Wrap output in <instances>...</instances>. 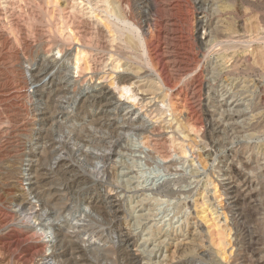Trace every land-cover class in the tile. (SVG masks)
<instances>
[{"label":"rangeland","instance_id":"374dc122","mask_svg":"<svg viewBox=\"0 0 264 264\" xmlns=\"http://www.w3.org/2000/svg\"><path fill=\"white\" fill-rule=\"evenodd\" d=\"M52 1L53 0H0V111L3 112H0L1 114L5 112V115H7L11 112L9 111L10 109H7L10 106L9 103H17L12 98V95L16 92L14 83L19 70L23 67H28L29 64L37 63L41 65L43 58H52L56 55V51L52 49L53 41L61 34L58 33L55 13L52 14L56 7V3L53 4ZM168 1H171V4H178L177 6L180 7L181 10L179 9L176 11L177 14L175 12L173 14L171 13L168 17V19L172 20L176 25L173 22L168 24L169 26L165 30L167 31L166 36L169 37L165 36L161 45L163 50H165L164 53L167 52V56H174L176 59L178 58V60L181 58L180 60H183V63L185 62L184 64L189 62L187 65L193 63L194 57H199L201 64L196 63L192 67L195 68L199 64L205 67H203L205 72L202 74V76H204L201 77L205 87L201 91L200 89L195 91L196 94L200 95V98L203 97L199 100L197 106H199L200 110L203 112V119H205L203 120L205 124L204 128L197 130L195 126L184 117L193 110L192 107H195L193 104L194 101L185 99L186 93L182 90V87L183 89L185 87L183 81L187 79L186 76L189 74L182 76V78H184L180 81V84H182L181 86L179 84L178 89L175 90L176 97H174V100L176 102H174L177 106L174 105V110L168 107L166 99L162 97L163 95L157 88L153 76L146 79H136L140 92L144 93L147 97L150 96L147 101V105L150 104L148 108L155 109L157 103L159 108H164L162 110V114H164L163 120L166 121V119H169L168 123L164 121L167 123L166 127L170 126L172 119L174 121V123H171L173 128L176 122H178V124L176 123L177 126L184 125L181 127L175 126L176 128H174L176 131L179 128L178 132H180L177 134H179L180 137L178 135H174V137L170 136L171 134L173 135V133L166 128L161 132L162 135H165L166 138H164V136L158 135L159 133L157 134V132L155 134L156 136L153 134L144 136L138 132H128L121 134V136L119 132L115 130L102 128L101 126L95 127L93 124L90 125L89 120V123L85 122L86 113L89 111L87 107L79 109V112L77 111L74 118H70L67 114L69 111L66 108L71 99V97L69 98L67 96L71 95L67 93L65 87L62 89L58 87L62 85L61 82L66 76L62 74L67 73L65 69L61 68V71L59 68L57 69L59 72L54 70V73H57L55 88L57 87L58 89L56 90L58 91L54 88L56 92H54L55 95L53 94L52 99H46L48 101L45 99L41 100V104H36V101L27 102L26 105L29 103L30 105H27L26 108L30 111L27 114L31 116V119H35L38 113H41L44 109L52 112L51 114L53 115L51 116L58 118L56 120L50 119L47 122L44 121L37 126L39 130L37 128H27L28 131H25L24 134L22 133V137L20 136L18 138L19 142L22 140L19 144L22 146L24 145L23 149L25 153L27 152V155L30 153L33 155L35 154L34 157H23L22 160L19 159L18 166L20 165L19 167L22 170L29 168L28 174H34L33 178H31V175L26 177L30 179L26 182L24 181V186L29 187L30 183H37L38 187L39 184L43 186L40 185V189L45 188L44 190L47 191L52 188L51 190L57 193L55 194L52 192V198H49V195L45 194L44 190L41 191L44 192L41 195L43 196L40 198L41 201L44 199L48 201H43L46 205L42 202L45 209L43 210L42 207V211L39 212L41 213L40 216L39 213L38 215L33 214L34 212L29 210L30 208H26L27 210L25 209V212L22 211V216H35L33 221L39 224L40 229L48 231L47 228H54L56 238L55 245H58L54 246L55 250L53 247L49 249L51 253L48 251L44 257L40 256L38 258L39 264H136L135 262L137 261L140 264H170L174 263V261L177 262L181 259L186 260L190 257L201 260L203 254L206 255V258L204 257L205 259L201 261L205 262L200 263L199 261L200 264H264V0H260V18L258 13V16H253L255 13L248 9L245 11V14H236L233 5L237 4V0H207L208 4L210 3L209 5H200L203 6L205 10L207 9L206 15L210 20V29H200L194 32L190 26L186 25L188 20L187 17L190 14L185 11L184 6L186 4V7L190 4L194 6L195 0H187V2L186 0H180L182 2L179 0H173L174 2L172 0ZM55 2H57L58 6L64 5V0H55ZM198 4L199 1L196 3L197 8ZM200 5L199 7H201ZM197 13L201 14L202 10H199ZM64 16H67V14L65 13ZM257 18L260 19H258L260 22L257 21ZM240 21H242V28L238 27ZM87 25H85V23L83 26L81 25L82 29H85L84 31L81 29V33L84 32L82 34L88 36L87 38L89 39L92 27L90 28V26ZM84 26L87 27L83 28ZM171 26L175 29L173 27L171 28ZM243 26L246 30H249V32L246 31ZM258 26L260 27L259 29H257ZM256 29L257 32L255 33ZM170 31L172 33H170ZM193 33L196 34V36H193ZM223 34H228L230 37H225ZM232 34H235V36H232ZM247 34H249V38L246 36ZM242 35L245 36V39L243 38L242 43L238 45V47H240L238 49L230 48V51L226 52L225 50L220 51L219 47H215L220 43L216 38L222 41L223 39L225 40V38L228 40ZM254 35H256V37ZM221 36H223V39ZM257 37L260 39V42L257 41ZM88 39L87 43H92L91 45L94 46V42ZM167 40L169 41L167 42ZM191 40L194 41L191 42ZM254 40L256 43H253ZM165 41L167 44L164 43ZM195 41L199 43L197 46H195ZM244 41L248 42L247 44L245 43L246 46L243 43ZM191 43H194V45L191 46ZM258 43L260 44L259 46H257ZM101 44H104L103 41H101ZM213 44L215 48H213ZM102 45H100L101 47H96V44L94 47L97 48V50L95 51L96 54L93 52L92 62H94V58L99 59L107 52ZM200 47L202 48L200 49ZM211 48L214 50H211ZM202 49H210L211 54L209 53L208 60H205V58L202 59L200 53L203 52ZM136 54L138 57L141 54L140 61L145 63L142 50L138 49ZM97 55H99V58ZM248 56L251 58L248 59ZM244 57L246 59H244ZM201 59L204 60L206 64ZM20 60L24 61L22 62ZM123 62V65L126 66V61ZM127 64V67L133 71L139 68L141 63L138 65L136 64L137 67L131 63ZM132 66H134V68ZM133 72L139 76L141 74L140 69H137V72ZM258 73L260 74L258 75ZM105 77H108L105 81L106 83L112 80L111 76L108 74L105 75ZM57 78H59L60 81ZM143 81H145V83ZM152 86L154 87L152 88ZM146 88L148 89L146 90ZM10 90L12 91L10 92ZM158 90L160 94L157 92ZM178 90H181V93H179ZM58 95L64 100L61 101ZM140 95L143 97L141 93L138 94L139 97ZM116 97L122 100V102L127 101V95H121L119 91H116ZM139 97L138 99H141V97ZM7 100L9 102H7ZM261 102H263L262 105L260 104ZM37 103H40V101ZM199 103L203 104L200 106ZM54 104H56V107H54ZM21 105L22 104L17 103L16 106L18 107ZM164 105L166 107H164ZM29 106L30 108L34 107L30 109ZM175 107H178L180 110ZM199 107H196V109ZM49 108H52L54 113ZM5 109L7 111H5ZM58 109H60V111H65L64 113H58ZM169 109L179 111H175V114ZM180 111H183L181 114L182 117ZM35 112H37L36 115ZM32 114H34L35 117ZM5 115L3 116L5 117ZM170 115L172 116L170 117ZM61 118L63 122H60ZM160 119L162 120V118L158 116L155 117L153 121L159 120L158 122H160ZM184 121L187 122L188 126H185L186 123ZM4 126H7L6 121ZM180 128H182V130ZM30 130L34 133L30 132ZM207 130L213 131V133L215 130L214 139L212 141L213 144H210L208 147L203 144L201 145L199 142L201 134L204 132L208 133ZM184 136H187V138ZM147 137L149 138L146 139ZM183 137L186 139L185 143L182 141L184 140ZM170 138L175 142L171 141ZM193 138L197 141H192ZM175 139L179 140L176 141ZM170 142H172L173 145H175L176 142L177 144L173 146ZM184 144L186 145L184 146ZM41 149L44 150V155H41L43 154L40 153ZM112 150H115L114 153ZM207 154H209L210 158ZM197 155L203 156L202 159L204 164L201 163L199 165V163H196L197 160L194 158L197 157ZM149 156L151 157L149 158ZM36 161L39 163H37L38 165H36ZM0 164V167L2 166L0 168V173L2 171V173H6L7 170L5 169L7 165L5 163ZM40 166H42L41 169ZM3 167L5 171L1 170ZM44 167L45 170H43ZM36 171L38 172V176L40 173V179L37 176V178L35 177V175H37ZM34 179H37V181ZM212 180H214L213 183ZM215 181H217V189H214L216 186ZM167 183L172 185L173 189L176 191L175 194L171 196L157 194L156 191ZM43 184L47 186L45 187ZM206 186L208 188L211 187L210 190ZM1 187L3 186L0 185V193L3 191ZM215 192L218 194H214ZM225 192H227L229 196H225ZM44 195L48 197L46 198ZM2 196L1 194L0 198L3 200L4 196ZM108 196L111 199L108 200L109 203L104 201L108 199ZM105 197L107 198L105 199ZM1 199L0 209H3L2 207L7 204L8 199L6 198V202H2L3 205L1 204ZM87 201L94 204L87 203ZM218 204L222 206L220 207ZM87 206H91L93 211ZM15 209L17 210L18 208L16 207ZM222 212H227L226 215L227 218L230 219V222L229 220L228 222L232 228L231 231L226 230L224 227L225 216ZM197 214L204 218L197 216ZM239 214L240 217H238ZM237 221L239 222L238 224ZM234 223L235 225H233ZM211 226L213 227L211 228ZM218 226L221 229H219ZM236 227L238 228L236 229ZM215 228L218 231L223 229L222 232L226 235L229 234V237L226 239V235H223L221 231H219V236V232L217 231V233L216 230H213ZM71 229L73 230L71 231ZM67 230H70V232ZM238 230L242 232L240 247L246 248L250 246L251 249L253 248V251L247 250L241 252L237 247L231 249V246L236 244V235H234V233ZM56 232L59 233L56 235ZM71 232H73V234ZM212 232L215 236L212 235ZM6 233L7 232L4 234ZM75 233H78V235ZM68 234L74 238H71V236L69 237ZM64 235L65 237H63ZM128 236H133V245L131 247L132 254L126 251V247L122 243ZM120 237L125 239L122 240ZM192 238H194V242H192ZM210 238H212L213 244ZM118 239L121 243L117 242ZM220 239L223 240L221 245L224 242L223 244L227 246L226 248L220 245ZM228 242H230L231 245H229ZM116 243L119 244V246ZM21 244H23L22 247ZM29 244L30 243L27 242L16 244L15 242V245L9 246L12 249L2 246V248L5 249L0 248V264H8V261L9 263L11 261L13 263ZM6 248L8 250H6ZM75 248L79 249L82 254L80 255L79 251H75ZM81 249L83 250L81 251ZM64 251L68 252L65 253ZM230 252H232V255L229 254ZM240 252L241 256L237 257V254ZM74 254H79V256H75ZM197 255H201V257L198 259V257H196ZM222 255L224 256L222 257ZM133 256L138 259L136 261L133 260ZM71 257H74V259L72 260ZM236 259L238 261H236ZM195 264H198V261Z\"/></svg>","mask_w":264,"mask_h":264},{"label":"bare ground","instance_id":"6f19581e","mask_svg":"<svg viewBox=\"0 0 264 264\" xmlns=\"http://www.w3.org/2000/svg\"><path fill=\"white\" fill-rule=\"evenodd\" d=\"M48 1H51V0H48ZM53 1H52V3L53 4L56 3V7L53 10L52 14L55 13L54 15H55V17L57 19L58 33L61 34V35H59L60 37L58 36L57 39L55 41H53L52 49H53V51H56V55L53 56L52 58H49V57L43 58V59L41 58L42 59L41 65H39L37 63L36 64H29V66L27 65L28 67L21 68V70H19V73L17 72L18 76H16V80H15V83H14L15 85L13 84L15 86L16 92L13 93V95H12L13 97L12 98L18 104L20 103L22 105L17 107L16 106L17 103L12 101L13 104L9 103L10 106L7 108V109H10L9 111L12 112V113L9 112L10 115H9V113L7 115H5V112H4V114H1L3 112L0 111L1 112L0 113V163H5L7 165V167L5 169V170H7V172L6 173H2L3 172L2 171L0 173V185L3 186V187H1V188H3V191L0 193V195L2 194L4 196L3 200L0 198L1 199V204H2L3 201L6 202V198L8 199L7 204L6 205L4 204L6 207L4 206L5 207L4 208V207L1 206L3 209H0V218H3V219H0V248H2V246H6L8 248L9 246L15 245V242H16V244L17 243L19 244L21 242L30 243L28 246H26V248L24 249V251L22 252L21 255L17 254L19 256L17 257V259H15V261H13V263L11 261L10 262L11 264H39L38 263V258L40 256L44 257L45 254H47L46 252H48L49 249H52L51 247H53L54 250H55L54 246L58 245V244L55 245L56 238H55L54 228H47L48 231H45L44 229H40L39 228V224H37L36 221L35 222L33 221L35 216H31V215L30 216H24V215L22 216V211H24L26 208L27 209L30 208L29 210H32L34 212L33 214H37L38 215V213L42 211V207H43V210L45 209L43 204H42V202L45 199L43 201H41V199H40L41 197H43V196H41L42 193L45 192V194L49 195V198L50 197L52 198V194L51 193L54 192V191L51 190L52 188L51 189L48 188L49 190H47V191L44 190L45 188H43V189L41 188L40 189L39 187H40L41 184H39V187H38L37 183H30L29 187L28 186L27 187L24 186V184H23L24 181L26 182V181H28L30 179V178H26V177L30 176L31 174L30 175L28 174V172H29L28 169L29 168H27L26 170H22L19 167L20 165L18 166L19 159L22 160L23 157L24 158L25 157H34V155H35V154L33 155L31 153L29 155H27V152L25 153L24 149H23L24 145L22 146L21 144H19L22 140L19 142L18 138L22 135V133L24 134L25 131H28L27 128H34L35 129V128H37V126H39L44 121L47 122L50 119L56 120L58 118V117L56 118V117L51 116V115H53V114H51L52 112L48 111L47 109H44L41 113H38V115L36 117H35V115L37 114V112H35V115L32 114V115H34L35 119H31V116L29 115L30 116L29 117L28 114H27L30 111H28L29 109L26 108L27 105H30V103L26 105L27 102H30V101H34L35 102L36 101L35 102L36 104H41V100H44V99L45 100L46 99L51 100L52 97H53L54 92L58 91V90H56L58 88L57 87L55 88V81H56L57 73H54V70L59 72L57 69L61 68V69H65V71L67 73V74H62L64 76L65 75L66 76H65L64 80L61 82L62 85L58 86V87H60L61 89L63 87H65L66 89L65 88L64 89L67 90V93H69L71 95V96H67L66 95L69 98L71 97L70 103L68 104V107L66 108L69 111L67 114L69 115L70 118L73 119L74 116L77 114V111L79 109H81L83 107H87L89 109V111L86 113V121L85 122H87V123L90 122V125L93 124V125H95V127L101 126L102 128L115 130L116 132H119V135L125 134V133H128V132H138L139 134L141 133V134H143L145 136L147 134L155 135L156 132H157V134L159 133L158 135H161L162 137L164 136V138H166V137H165V135H162L161 132L164 131V129H166V128H168L169 131L171 133H173V135L171 133H170L171 135L170 134H168V135H170L172 137H174V135L175 136L178 135L180 137V135L177 134V133L180 132V131L178 132L179 128H178L177 131L174 130V128H176L175 126H177L176 123L178 124V122L175 123V126L173 128L171 126V123L172 122L174 123V121L172 119V122L169 121L170 122V126L166 127V124L168 123L169 119L168 120L166 119L167 123H165L166 121L163 120V115L164 114H162L163 113L162 110L164 108L163 109L159 108L158 107V103H157V106L155 107V109H152V108L149 109L148 108V106L150 104L147 105V101H148V98L150 96L147 97L146 95H144V93L140 92V88H138L139 85L137 84L138 81L136 82V79L137 80L138 79L140 80L141 78H145L146 79V78H150V77L153 76V78L156 81L157 88L161 91V93L163 95V96L162 95H159V96H162L163 98L165 97L168 107L170 109L174 110V105L177 106V104H175L176 101L174 100V97H176L175 90L178 89V85L180 84L181 79H184V78H182V76H184L186 74H189L188 76H186L187 79L185 77L186 80L183 81L185 83V87H184V89L182 87V90L185 91V93H186L185 94V99H187V100L190 99L191 101H194L193 104H194L195 107H192L193 110L191 112L187 113V115L184 116V117H186V120L188 122H191L195 126V128L197 130L198 129L201 130L202 128H204V125H205L204 121H203L205 119H203L204 116L202 115L203 112L200 110V107L197 106L199 100L201 98H203V97L200 98V95L195 93V91H197L199 89L201 91L205 87L204 86V82L201 80L202 79L201 77L204 76V75L202 76V74L205 72L203 70L204 66L202 67L200 65L201 63L199 61V57H194L193 58V63L191 65H187V64H189V62L187 64H184L185 62L183 63V60H180L181 58L178 60V58L176 59V57H174V56H170L169 57V56L166 55L167 52L164 53L165 50H163L162 45H161V42H162L163 38L167 35V31L165 29L169 26L168 24H171L173 22L172 20L168 19V17L170 16L171 13L173 14L175 12L177 14L176 11H178L179 9L181 10V8L177 6L178 4H176V5L175 4H171V1L169 2L168 0H64V5L62 4V5L58 6L57 2H55V0H53ZM197 1H199L198 8L196 6ZM231 1H233V0H231ZM180 2H182V1H180ZM186 2H187V0H186ZM236 2H237V4L233 5L234 6L233 9L235 10L236 14L237 13L245 14V11L248 9L249 11L251 10L253 13H255V14H253V16L257 15V13H258L259 14V18H260V0H237ZM200 4L203 5V6H206V5H209L210 3L208 4L207 0H195V5L194 6H192L193 4L192 5L190 4L188 7H186L187 4L184 6L185 7V11L190 14L187 17L188 20L186 22V25L190 26V28L193 29V32L194 31H198L200 29L209 28V25H210V20L208 19V16L206 15L207 14L206 13L207 9L205 10V8L203 6H201ZM199 5L201 7H199ZM199 10L200 11L202 10L201 14L197 13ZM179 12H181V11H179ZM65 13L67 14V16H64ZM174 17H175V15H174ZM259 18H257V21H258ZM241 22L242 21L239 22L240 23L239 26H238L239 28H242V23ZM258 22H260V21H258ZM84 23H85V25H87V23H88L90 28L92 27L91 28L92 31H90L91 35H90L89 39L87 38L88 36H85L84 34H82L84 32L81 33V29H82L81 25L83 26ZM174 24L176 25V23H174ZM87 26H84L83 28H85ZM172 27L173 26H171V28ZM259 28L260 27L258 26L257 29H259ZM244 29L246 30L245 27H244ZM257 29H256V31L254 30L255 33L257 32ZM171 31H170V33H172ZM189 31H191V30H189ZM234 31H236V30H234ZM246 31L249 32V30H246ZM254 31H253V34H254ZM248 32H246V33H248ZM249 34H247L246 36L248 37ZM223 35H225V37L226 36L230 37V36H228V34L227 35L223 34ZM244 35L238 36L237 38L234 37V38H231V39H228V40H227V38H225V40H224L222 38L223 36H221V38L224 41L223 40L221 41L218 38H216V40L220 41V43L218 42L219 43L218 45L215 44L216 45L215 47H219L220 51L225 50L226 52L230 51V48L231 49H234V48L238 49V48H240V47H238V45H240L242 43V40L245 37ZM256 35H254V36L256 37ZM193 36H196V34H194ZM232 36H235V34H232ZM166 37H169V36H166ZM172 37H174V36H172ZM215 37H216V35H215ZM218 37H220V36H218ZM258 37H257V41L260 42V39H258ZM87 39L88 40H92L95 45L93 46V45H91L92 43L91 44L87 43ZM101 41H103V43H104L103 45L101 44ZM168 41L169 40H167V42ZM193 41L191 40V42H193ZM198 41L200 42L199 39H198ZM167 42L165 41L164 43L167 44ZM243 43L247 44L248 42L244 41ZM253 43H256L255 40H254ZM96 44H97V46H96ZM173 44H175V43H173ZM180 44H183V43H180ZM198 44L199 43L197 41H195V46H197ZM246 44H245V46H246ZM100 45H102V47H104L105 51H107V52L105 53V55L101 56V58H99L98 57L99 55H97V57L99 59H95L94 58V60H93L94 62H92L91 60L93 58V52L95 53V51L97 50V48H94V47L95 46L99 47ZM193 45H194V43H191V46H193ZM201 45H202V43H201ZM259 45L260 44L258 43L257 46H259ZM163 46H164V44H163ZM245 46H241V47H245ZM210 47H212V46H210ZM215 47H214V44H213V48H215ZM137 48L139 50L140 49L142 50V56L145 59L144 60L145 63L140 61L141 54L139 55V57L136 54V52L138 50ZM201 48L202 47H200V49ZM206 48H209V47H206ZM213 48H211V50ZM203 49H204V47H203ZM203 49H202L203 52H200L201 53V57H202V59L205 58V60L206 59L208 60V57L211 54L210 53L211 51H210V49L209 50L206 49L207 51L203 50ZM175 56H177V55H175ZM185 57H186V55H185ZM250 58L251 57H249L248 59H250ZM244 59H246V58L244 57ZM20 61H22V60H20ZM123 61H126V63H125L126 66L123 65V63H124ZM138 61H140V62L137 63ZM202 61H204V60H202ZM127 63L134 64V66L136 64L138 65V64L141 63L139 65V68H137V69H140L141 74L143 76L141 74H140V76L136 75V73L133 72V71L137 72V69L131 71V69L127 67V65H128ZM196 63H200V64L198 66H196L195 68L192 67ZM204 63L206 64L205 61H204ZM137 65H136V67H137ZM134 66H132V67L134 68ZM61 69H60V71H61ZM16 71H17V68H16ZM89 74H91V75H89ZM107 74L111 76L112 80H110V82L106 83L105 81L109 77V76L107 78L105 77V75H107ZM259 74L260 73H258V75ZM57 79L59 80V78H57ZM109 79H110V77H109ZM143 82L145 83V81H143ZM141 84H142V80H141ZM181 84H180V86H181ZM57 85H59V84H57ZM5 87H7V86H5ZM153 87L154 86H152V88ZM54 88H55L56 91L54 90ZM147 89L148 88H146V90ZM159 90L157 92L160 94ZM11 91L12 90H10V92ZM116 91H119V93L121 95H127V99H126L127 101L122 102V100L118 99L116 97ZM149 91H150V89H149ZM180 91H179V93H181ZM48 92H49L50 96H49ZM67 93H65V94H67ZM140 93L143 95V97H141V95H140L141 99H138V97H139L138 94H140ZM60 95H61V93H60ZM60 95H58V96L60 97ZM154 95H156V94H154ZM63 96H65V95H63ZM59 97H57V98H59ZM54 98H56V97H54ZM48 100H46V101H48ZM62 100H64V99L61 98V101ZM39 101H40V103H37ZM66 101H67V99H66ZM162 101H163V99H162ZM7 102H9V101L7 100ZM56 102H57V100H56ZM184 102H183V104H184ZM262 103L263 102H261L260 104L262 105ZM56 104H54V107H56L55 106ZM202 104L203 103H201L200 106ZM15 106L17 107V109H16ZM33 107H31V108L33 109ZM164 107H166V106L164 105ZM190 107H191V105H190ZM196 107H199V108H197L199 110H197ZM29 108H30V106H29ZM35 108H36V106H35ZM52 108H49V109L53 111ZM175 108H178V107H175ZM38 109H40V108H38ZM58 110H59L58 113H60V112L64 113V111H65V110L64 111L63 110L60 111V109H58ZM173 110H170V111H173ZM179 110H177V111L175 110V111L178 112ZM5 111H7V110L5 109ZM32 111H34V110H32ZM175 111H173V112L175 113ZM56 112H55V114H56ZM182 112L180 113V115L182 114ZM53 113H54V111H53ZM55 114H54V116H55ZM175 114H173V115H175ZM3 115H5V117ZM66 115H65V117H66ZM79 115H80V113H79ZM178 115H176V116H178ZM158 116L160 118H162V120L160 119V122H158L159 120L153 121L155 119V117H158ZM171 116L172 115H170V117ZM181 117H182V115H181ZM65 119H67V118H65ZM54 120H53V122H54ZM61 120H62V118H61ZM61 120H60V122H63V120L62 121ZM84 120H85V118H84ZM88 120H89V122H88ZM5 121L7 123V126H4ZM183 123H181V124H183ZM185 123H186L185 126H188L187 122H185ZM179 126L181 127V126H184V125H179ZM179 126H177V127H179ZM42 128H43V126H42ZM210 128H212V127H210ZM34 129H31V130H34ZM180 129L182 130V128H180ZM212 129H214V128H212ZM31 130H30V132H32ZM167 130H165V131H167ZM209 131L207 130L208 133L204 132L203 134H201V138H199L200 139L199 142L201 143V145L203 144L206 147L210 146V144H213L212 141L214 139L213 137H214V134H215V130H214V133H213V131H210V132ZM32 133H34V132H32ZM163 133H167V132H163ZM196 133H198V132H196ZM168 135H166V136H168ZM149 137H147L146 139H148ZM151 137H153V136H151ZM184 137L187 138V136H184ZM197 137H198V135H197ZM157 138H158V136H157ZM185 138H184V140H182V141H184V143H185V140H186ZM195 138H193L192 141H195L194 140ZM36 139H37V137H36ZM38 139H39V137H38ZM171 139L172 138H170V140ZM178 140L179 139H177L176 141H178ZM171 141H174V140H171ZM170 144L173 145L172 142H170ZM176 144H177V142H176ZM175 145H173V146H175ZM185 145L186 144H184V146ZM27 150H28V147H27ZM39 151H40V149H39ZM112 151L114 153L115 150H112ZM43 152H44V150L41 149L40 153H43ZM200 153H201V151H200ZM41 155H44V153L41 154ZM201 155H197V157L194 158L195 160H197L196 163H199V165L201 163L204 164L203 163V159H202L203 156H201ZM207 156H209V154H207ZM36 157H38V156H36ZM150 157L151 156H149V158ZM209 158H210V156H209ZM213 158H215V157H213ZM31 160H32V158H31ZM37 161H36V165L39 164ZM32 162H33V160H32ZM29 165H31V164H29ZM42 166H40V169H41ZM53 166H55V165H53ZM105 166H106V164H105ZM4 167L1 170H4ZM32 167H34V166H32ZM37 168L39 169L38 166H37ZM31 170H33V169H31ZM43 170H45V167H44ZM34 172H35V170H34ZM41 172H43V171H41ZM36 173H37V175H35V177L37 176L39 178L40 173H39V176H38V172L37 171H36ZM31 176H32L31 178H33L34 174L31 175ZM46 176H47V174H46ZM34 180L37 181V179H34ZM32 181H33V179H32ZM213 181L214 180H212V183H213ZM38 182H40V181H38ZM216 182L217 181H215V185L216 186L214 187V189L218 188ZM105 184H106V182H105ZM44 186L46 187L47 185H44ZM207 186H209V185H207ZM102 187H103V184H102ZM100 188H99V190H100ZM210 188H208V189L210 190ZM42 190H44V192H41ZM53 190H55V189H53ZM57 191H58V189H57ZM205 191H206V189H205ZM175 192L176 191L173 189V187H172V185L170 183L165 184V186L162 185V188H159V190L156 191L157 194L166 195V196H171V195L175 194ZM55 194H57V193H55ZM60 194H62V193H60ZM214 194H218V193L215 192ZM225 196H229V194L227 192H225ZM44 197L47 198L48 196L44 195ZM106 198L107 197H105V199ZM109 199H110V197L108 196V199H106L104 201L109 203V201H108ZM45 201H48V200H45ZM43 203H45V202H43ZM87 203H91V202L87 201ZM91 204L93 205L94 203H91ZM44 205H46V203ZM16 207L18 208L17 210L15 209ZM87 207H89V206H87ZM89 208H91V206ZM222 209H223V207H222ZM90 210H92V208ZM112 213H114V212H112ZM226 213L225 212L223 213L224 216H225L224 217V219H225L224 220V224H225L224 227L226 228V230L231 231L232 228H231L230 223H229L230 219L227 218ZM40 214L41 213H39V216H40ZM237 214H238V212H237ZM197 216H201V215L197 214ZM220 216H221V214H220ZM201 217H203V216H201ZM238 217H240V214H239ZM228 220H229V222H228ZM235 221H236V219H235ZM218 223H220V222H218ZM238 223L239 222L237 221V224ZM72 225H74V224H72ZM233 225H235V223ZM73 227H75V226H73ZM212 227L213 226H211V228ZM224 227H222V228H224ZM218 228H219V226H218ZM237 228L238 227H236V229ZM66 229H68V228H66ZM73 229H76V228H73ZM73 229H71V231ZM219 229H221V228H219ZM213 230H216V228L213 229ZM222 230H219V231L222 232ZM67 231L70 232V230H67ZM67 231H65V232H67ZM217 231L218 230H216V232ZM3 232L4 233L7 232V233L4 234ZM73 232H71V233L73 234ZM76 232H78V231H76ZM58 233L56 232V235ZM217 233H215V234H217ZM226 233H227V231H226ZM1 234H3V235H1ZM75 234L78 235V233H75ZM218 234L220 236V232ZM222 234L224 235L225 233L222 232ZM62 235H63V233H62ZM124 235H126V234H124ZM212 235L215 236L213 232H212ZM228 235H226V237L225 236L224 237L227 239V237H229ZM234 235H236V237H235V243L236 244L231 246V249H234V247H237V249L239 251H241V252H245L247 250L253 251L252 250L253 248L251 249L250 246H247L246 248L240 247V238L242 237V232H240L238 230V231H236V233H234ZM68 236L70 237L71 235L68 234ZM63 237H65V235ZM72 237L73 236H71V238ZM132 237L128 236L126 239L123 238L125 240H123L121 238L123 240L122 243L126 247V251L130 252L131 254H132L131 247L133 245L132 244V242H133V238ZM192 239H191L192 242H194V238H192ZM210 240H212V238H210ZM222 241L223 240L220 241V245H221ZM117 242H119V239L117 240ZM119 243H121V242H119ZM223 243H222V245L224 246ZM228 243H229V245H231L230 242H228ZM212 244H213V240H212ZM22 245L23 244H21V247H22ZM117 245L119 246V244H117ZM225 245H226V243H225ZM224 247L226 248L227 246H224ZM7 248H6V250H8ZM2 249H5V248H2ZM9 249H12V248L9 247ZM82 250L83 249H81V251ZM20 251H22V250H20ZM75 251H79L80 252L79 249H76ZM67 252L68 251H66L65 253H67ZM221 252H222V250H221ZM241 252L239 254H237V257L241 256L240 255ZM4 253H7V252H4ZM209 253H210V250H209ZM60 254H61V252H60ZM69 254H73V253H69ZM81 254L82 253L80 252V255ZM229 254L232 255V252H230ZM74 255L75 256H79V254L78 255L74 254ZM201 255L200 256L197 255L196 257H198V259H199V257H201ZM223 256L224 255H222V257ZM4 257H5V255H4ZM69 257H70V255H69ZM74 257L73 258L71 257L72 260L74 259ZM192 257H193V255H192ZM202 257H203L202 259H205L206 255L203 254ZM208 257H209V255H208ZM77 258H79V257H77ZM133 258L132 259L135 260V261L138 259V258H135L134 256H133ZM179 259H181V258H179ZM5 260H6V258H5ZM72 260H71V262H72ZM201 260H197L195 257L194 258L190 257V258H187L186 260L185 259H183V260L181 259V260H178L177 262L174 261V263H170V264H195L197 261H198V264H200L201 262H205V261H201ZM238 260H239V258H238ZM238 260L236 259V261H238ZM199 261H200V263H199ZM7 263L10 264L9 261ZM135 263L136 264H140L138 261L135 262ZM234 263H235V261H234ZM202 264H204V263H202Z\"/></svg>","mask_w":264,"mask_h":264}]
</instances>
